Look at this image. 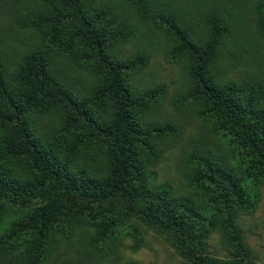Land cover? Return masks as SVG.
<instances>
[{"label":"trees","instance_id":"trees-1","mask_svg":"<svg viewBox=\"0 0 264 264\" xmlns=\"http://www.w3.org/2000/svg\"><path fill=\"white\" fill-rule=\"evenodd\" d=\"M25 5L21 22L39 44L13 70L0 56V264H10V257L15 264H46L56 244L67 242L61 236L88 227L93 231L83 241L89 244L121 232L138 239V224L166 234L187 259L183 264H251L240 242L237 259L203 254L214 213L236 240L235 210L252 207L248 190L264 185V86L219 82L214 70L234 31L231 15L212 6L201 19L203 37L193 35L184 16L170 9L160 15L174 54L189 62L184 97L197 105L198 116L223 138L227 151L221 157L202 146L187 154V181L203 189L204 201L196 204L175 195L169 184L154 182L156 146L172 128L145 118L160 90L139 89L130 80L142 56L114 53L127 34L119 16L97 0ZM260 7L257 24L264 31V2ZM69 67L95 76L87 94L74 89L72 75L68 81L58 73ZM55 106L61 123L41 132L35 113Z\"/></svg>","mask_w":264,"mask_h":264},{"label":"rangeland","instance_id":"rangeland-1","mask_svg":"<svg viewBox=\"0 0 264 264\" xmlns=\"http://www.w3.org/2000/svg\"><path fill=\"white\" fill-rule=\"evenodd\" d=\"M32 0H0V56L13 70L17 63L34 51L39 44L35 32L23 22L27 2ZM106 3L125 24L126 37L115 44L119 58L141 55L142 65L130 79L139 89L158 88L160 93L150 102L146 120L169 123L172 130L157 144V156L150 169L154 182L169 184L175 195L201 204L203 189L187 181L191 166L187 154L198 147L214 155L227 156L223 138L214 135L209 123L198 116L197 105L186 101L190 87L189 62L174 54L173 41L164 17L170 9L185 17L193 27V35L203 37L206 29L201 19L215 8L218 13L231 15L234 31L225 40L214 63L219 82L233 80L238 84L264 86V31L258 28V17L264 0H97ZM213 6V7H212ZM147 12V13H145ZM150 12V13H149ZM236 58L234 59V56ZM230 59V60H229ZM60 60V59H59ZM59 74L70 75L78 82L81 94H87L95 84V76L73 67L62 68ZM250 88V89H252ZM40 108L35 113L38 129L51 133L62 120L59 108ZM229 166H233L230 159ZM253 201L248 209H236L233 222L236 240L229 235L218 215L206 224L203 254L222 260L240 256L237 242L247 249L251 264H264V185L255 184L248 190ZM200 206V205H199ZM205 226V225H204ZM138 239L123 232L113 235L109 242L89 244L83 240L92 228L79 229L66 243L56 244L46 264H183L187 259L174 247L166 234L138 224ZM68 243V244H67ZM67 244V245H66ZM9 254H6V256ZM3 260V257H0ZM10 257L7 263H13ZM3 262V261H2Z\"/></svg>","mask_w":264,"mask_h":264}]
</instances>
